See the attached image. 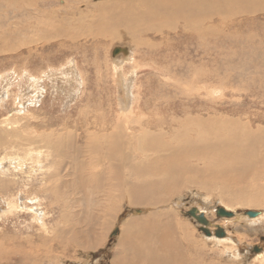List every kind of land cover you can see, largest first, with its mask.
I'll return each mask as SVG.
<instances>
[{
  "label": "rangeland",
  "instance_id": "374dc122",
  "mask_svg": "<svg viewBox=\"0 0 264 264\" xmlns=\"http://www.w3.org/2000/svg\"><path fill=\"white\" fill-rule=\"evenodd\" d=\"M53 1L38 0L42 7L56 15L67 3L57 0L55 6L49 7ZM103 1L88 0L77 7L83 12L88 9L87 14L92 6ZM60 19L63 21V18ZM23 34L26 40L30 37L34 41L39 40L33 32ZM197 36L191 32L174 36L171 51L177 58V64L169 67L167 72H161L164 73L162 75L158 74V70L149 69L152 60L148 56L147 59L144 58L145 48L137 50V47L127 41L111 44L107 40V52L101 51L92 57L90 51L94 48L90 45V39H81L78 43L84 47L87 56L82 53L71 56V48L80 47L70 44L61 46L62 40H50L47 43L38 41L26 48L11 46L0 53V122L11 117L19 122L17 130L27 132L33 138L43 141L50 136V139H58L57 154L63 147L59 144V136L70 137L75 145L85 146L87 134L98 131L97 134L101 135L98 129L101 125L89 122L83 127L81 121L79 124L76 120L64 122L65 116L76 107V110L78 107L83 111L88 109L90 114L102 110L105 113L113 112L117 116L126 115L133 110H137L140 115L142 111L147 115L148 123L160 121L169 113L179 119H186L189 114L205 118L217 114L248 123L256 129H264V10L257 17L244 20L235 33L224 30L210 35L206 40ZM16 39L18 35H13L10 41ZM159 42L156 43L160 49L156 51L164 53L165 43L160 45ZM30 53L33 57L38 55L35 69L29 64L34 63ZM135 61L140 63L138 67H135ZM100 67L102 75L98 72ZM197 69H200L201 75L196 74L195 77ZM29 74L36 76L35 85H31L32 77L29 78ZM171 77L176 85L167 87L166 81L173 82ZM131 84L134 85L130 88L132 99L129 101L130 107L125 109L121 89L127 85L130 87ZM179 85L184 87L178 88ZM155 97L157 101L158 97L159 100H164V103L155 102ZM154 107L159 111L155 115L150 113ZM51 111L57 123L45 127L42 122L51 118ZM59 117L62 120H58ZM75 117L76 115L74 119ZM65 128L69 132L64 133ZM103 128L109 131L108 128ZM78 138L83 139L78 141ZM24 147H29L27 155L17 153L16 148L8 151L6 146L0 148V182L11 186L10 194L0 188V264H114V260L120 258V250L125 248L122 240L125 225L131 220L164 214H171L177 219L171 221L174 228L178 225L176 228L181 231L186 224L193 230L201 246L216 251L206 259L203 254L204 261L214 260L213 264H264V206H241L231 192V198L224 197L228 186L225 188L223 183L217 186L219 188L202 185L183 188L170 194V197L164 196L163 199L168 198L167 203L154 207L134 206L126 195L122 201L114 204L106 202L109 193L106 188L102 191V196L97 198L102 203L97 202L88 207L85 203L87 195L76 187L73 168L68 167L69 170H65L67 172L62 170L61 173L58 163L49 165V153L42 149V144ZM69 152L61 154L73 157L72 150ZM70 161L68 160L67 166L71 165ZM64 167L65 163L62 169ZM54 171L58 174L56 184L69 175L65 183L73 184L72 188L55 191L47 187V178ZM229 187L233 192L242 190L243 186ZM190 208L203 211L213 226H225L226 236L218 238L215 234L207 236L203 233L194 219L184 216L183 213H187ZM220 208L234 212L236 216L219 217L216 212ZM137 210H141L142 214L134 213ZM110 211L112 216L106 219ZM248 211L261 213L254 219L245 215ZM108 221L112 222L111 229L104 233L102 225ZM70 227L83 236L81 246L63 243ZM116 229H119V233L113 236ZM101 239L103 241L100 245L92 246ZM254 249H259L260 252L256 254ZM222 255L225 257L220 258Z\"/></svg>",
  "mask_w": 264,
  "mask_h": 264
},
{
  "label": "bare ground",
  "instance_id": "6f19581e",
  "mask_svg": "<svg viewBox=\"0 0 264 264\" xmlns=\"http://www.w3.org/2000/svg\"><path fill=\"white\" fill-rule=\"evenodd\" d=\"M85 1L88 0H63L65 4L67 3L66 6L53 15L42 7L38 0H0V53L11 46L19 45L20 48H26L38 41L47 43L50 40H62L61 46L67 44L76 46L81 39H90L92 40L90 45L94 48L90 51L92 57L101 51L107 52L109 47L107 40L111 44L127 41L137 47V50L145 48L144 58L147 59L148 56V59L152 60L149 69L158 70L160 72L158 74L162 75L164 73L161 72H167L168 68L174 67L176 63L177 58L171 51L174 36L177 37L182 32H191L197 34V38L206 40L210 35L224 30L232 34L237 32V27H240L244 20L255 18L264 10V0H104L92 6L90 12L86 14L88 9L83 12L77 7ZM56 2L57 0H54L48 6H55ZM59 17L63 18V21ZM24 32L37 34L39 40L34 41L31 37L26 40ZM13 35H18V39L10 41ZM157 41H160V45L165 43L164 53L156 51L160 49ZM102 43L104 45H101ZM78 46L79 49L71 48V56L81 53L87 56L84 47ZM29 56L32 58L33 54L30 53ZM33 58V65L32 62L29 64L35 69L38 55ZM134 63L135 67L140 65L138 61ZM101 69L102 67L98 70L99 75H102ZM194 74L195 77L196 74L200 76V69ZM30 77H32L31 80L29 79L31 85H35L36 76L29 74ZM175 83L174 79L173 82L166 81L167 87L176 85ZM180 85L178 88L182 87ZM133 86L131 84L130 87L127 85L121 89L125 109L130 107L129 101L132 99L130 88ZM154 101L164 103L159 97L158 101L157 97ZM86 102L90 105L88 100ZM76 108L65 116V123L76 120L78 124L81 121L83 127L89 122L92 125H101L98 127L101 135L97 134L98 131L88 132L85 146L75 145L70 137L59 136V144L63 147L57 154L58 139H50V136L43 141L33 138L27 132L16 129L19 125L16 119L6 117L3 119L4 122H0L3 126V129L0 128V148L6 146L7 151L16 148L17 153L27 155L30 150L24 145L42 144V149L49 153V165L58 163L60 172L65 171L66 168L67 170L73 168L76 187L87 195L85 203L88 207L96 205L97 202L102 203V200L97 198L102 196L101 193L106 188L109 192L106 202L114 204L122 201L126 195L134 206L154 207L167 203L168 198L163 199L164 196H169L183 188L197 185L217 187L222 183L225 188L228 186L224 197L231 198V192L232 197L241 206H264V129H256L248 123L244 124L240 120L217 114L209 115L207 118L189 114L186 119H179L169 113L160 121L148 123L147 115L142 111L140 115L137 110V112L133 110L128 113L129 116H126L128 114L117 116L113 112L105 113L102 110L90 114L88 109L83 111L81 107L77 110ZM150 113L155 115L159 111L154 107ZM75 115L76 119H74ZM58 120L62 118L59 117ZM56 123L57 119L53 117L51 111V118L43 121L42 125L48 127ZM103 127L108 128L109 131H105ZM63 131L69 132L66 128ZM82 139L78 138V141ZM71 150L73 157H69V154L68 156L61 154L70 153ZM68 160L72 166H67ZM64 163L65 167L62 169ZM57 178L58 174L54 171L47 178V187L57 191L73 185L70 182L65 183L69 175L58 180L56 184ZM234 185L243 186L242 190L232 192L229 186ZM9 187L11 186L0 182L3 192L8 191L10 194ZM112 209L114 206L110 210L113 211ZM111 211L107 216L105 215L106 219L109 216L111 218ZM134 213L142 214L135 211ZM234 214L236 216V213ZM237 218L240 219L239 216ZM175 220L177 219L171 214L131 220L128 223L131 225L126 224L123 228L122 240L125 248L120 250V258H116L113 263L213 264L214 260L206 262L203 259L204 256L205 259L208 256L212 257L216 251L201 246L193 230L186 224H183L181 231L176 228L178 225L174 228L171 221ZM111 225L112 222H104L102 231L106 233L111 229ZM216 227L217 225L211 224L208 229L215 234ZM220 227L223 230L226 228ZM65 237L63 243L66 245H82L83 236L75 228L69 229ZM102 241L101 239L92 246L100 245Z\"/></svg>",
  "mask_w": 264,
  "mask_h": 264
},
{
  "label": "water",
  "instance_id": "95a60500",
  "mask_svg": "<svg viewBox=\"0 0 264 264\" xmlns=\"http://www.w3.org/2000/svg\"><path fill=\"white\" fill-rule=\"evenodd\" d=\"M122 52V51H121ZM137 213L142 212L141 210H137L135 211ZM217 215L219 217H224V218H233L235 216L234 212H230L227 211L225 209H218V211L216 212ZM185 217H189L194 219L197 224L200 225V230L205 233L207 236H212V233L210 232V230L208 229L209 226L211 225V222L205 217V213L197 208H190L189 211L187 213H183ZM260 213L258 212H252V211H248L245 212V215L248 216L249 218H257L259 216ZM119 233V229H116L113 236H115L116 234L118 235ZM215 236L222 238L226 236V232L220 227L217 226V230L215 232ZM254 253H259L260 250L259 249H254L253 251Z\"/></svg>",
  "mask_w": 264,
  "mask_h": 264
}]
</instances>
